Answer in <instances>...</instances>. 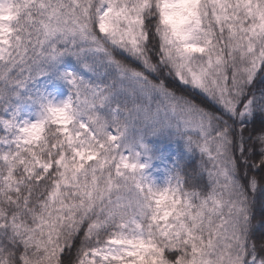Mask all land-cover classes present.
Wrapping results in <instances>:
<instances>
[{
	"label": "snow or ice",
	"instance_id": "6c2138e0",
	"mask_svg": "<svg viewBox=\"0 0 264 264\" xmlns=\"http://www.w3.org/2000/svg\"><path fill=\"white\" fill-rule=\"evenodd\" d=\"M0 264H264V0H0Z\"/></svg>",
	"mask_w": 264,
	"mask_h": 264
}]
</instances>
